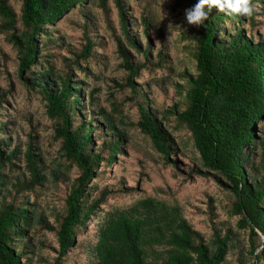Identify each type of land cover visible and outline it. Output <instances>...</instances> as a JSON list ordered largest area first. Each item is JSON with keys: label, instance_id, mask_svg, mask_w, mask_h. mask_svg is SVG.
<instances>
[{"label": "trees", "instance_id": "16d2710c", "mask_svg": "<svg viewBox=\"0 0 264 264\" xmlns=\"http://www.w3.org/2000/svg\"><path fill=\"white\" fill-rule=\"evenodd\" d=\"M108 1L0 0V35L17 54V76L46 103L49 146L56 147L59 158L49 175L54 184L68 186L50 224L29 202V196L37 198L46 182L36 137L31 131L22 147L16 144L6 151L10 140L3 138L10 122L0 121V264H32V238L43 230L55 237L52 264H64L71 250L84 246L77 238L97 218L98 229L87 243L90 264H225L234 250L235 264H264V131L260 124L264 119V38L256 35L264 19L259 9L264 0H253L250 17L229 16L213 8L205 27L189 25L181 31L179 42L194 68H184L169 81L175 101L168 108L154 105L143 84L136 81L141 70L153 77L158 71L174 72L163 49L155 56L151 53L152 17L144 9L132 20L126 0H112L113 8ZM195 3L173 0L171 11L185 18V10ZM86 4L99 10L115 45L117 70L125 73L116 87L126 92L123 103L135 109L134 123H125L122 103L111 102L110 113L101 105L85 113L83 106H93V94L84 101L80 84L71 81L72 71L86 77L98 58L102 62L105 57L96 53L104 44L94 34L93 19L82 10ZM113 10L120 34L114 28ZM74 11L81 15V37L67 43L57 23ZM139 27L147 39L143 50L136 39ZM127 48L138 51L142 63L134 65ZM59 59L63 70L57 72L53 61ZM4 98L5 94L0 95V109ZM128 126L147 139L165 166L173 168H178L175 158L186 147L176 142L175 134L184 132L200 169L207 170L195 174L214 179L229 193L227 209L236 218L235 232L230 227H213L206 239L188 223L176 202L138 194L139 184L133 189H124L121 183L117 188L97 189L93 183L125 154ZM20 155L22 167L17 165ZM72 169L77 171L73 179ZM135 193L137 197L125 207H105L110 197ZM240 234L246 237L244 243L238 240ZM238 244L244 246L238 250Z\"/></svg>", "mask_w": 264, "mask_h": 264}, {"label": "rangeland", "instance_id": "374dc122", "mask_svg": "<svg viewBox=\"0 0 264 264\" xmlns=\"http://www.w3.org/2000/svg\"><path fill=\"white\" fill-rule=\"evenodd\" d=\"M96 1V0H95ZM129 4V13L132 20L138 18L144 9L148 11L154 21V29L150 34L149 43L151 45V53L153 56L163 49L168 58L171 59L174 72L168 75V72L158 71L153 77L146 73L139 72L137 82L142 85L144 91L148 94L154 105L168 108L175 101L171 81L175 79V75L184 68L192 69L194 64L189 61L186 52L183 50V44L179 42L181 31L185 30L189 24L186 18H177L176 14L171 11V2L173 0H126ZM110 6L113 8V1L109 0ZM90 3V2H88ZM17 5V3H14ZM264 11V7H259ZM84 13L90 15L93 19L96 29L94 34L104 44V49L96 48L97 54L104 55V59L98 58V65H92L89 75L83 77L78 71H72L71 81L78 82L86 101L89 93L93 94V106H83L85 113H91L95 109L94 105H101L106 112H111V102L123 104V115L126 124L137 120L135 109H130L129 105L123 103L126 92L116 87L125 73L117 70L119 60L115 54V45L110 38V34L105 31L102 22L101 13L92 4H86L82 8ZM114 11V10H113ZM70 12L63 17L58 23L57 28L63 36V40L67 43L78 41L81 37L80 24L81 15ZM115 23L114 28L119 33L116 14L112 16ZM171 24V25H170ZM130 30L134 29L130 26ZM136 39L139 49L143 50L146 46L147 39L143 37L142 30L139 27L136 30ZM120 34V33H119ZM258 37L264 38V19H261V25L256 33ZM134 65L142 63L141 54L130 48H127ZM63 57L65 53L61 54ZM57 72L62 71V61L54 60ZM18 57L12 47L5 42L4 36L0 35V95L5 94V103L0 109V121L7 120L10 122L9 129L6 133L10 140L9 147L6 151L12 150L13 146L20 144L22 147L28 141L30 132L35 136V146L39 149L40 157L43 160L46 182L39 189L37 198L29 196V202L34 205L39 212L45 214L47 221L52 224L54 213L61 209L68 186L63 182L54 184L49 173L59 161L57 149L55 146H49L51 136V123L45 114V101L42 97L27 89L17 76ZM57 75H60L57 73ZM127 91V90H124ZM264 131V119L260 122ZM127 132V142L124 145L125 154L117 158L115 165L105 169L104 176L94 182L97 189L104 186L116 187L121 183L124 189H133L137 185L138 194H146L148 196H157L169 202H176L181 207V212L188 223L206 239L209 238L212 228L226 229L230 227L235 232L236 218L231 217L228 213L227 205L230 202L229 193L221 188L219 184L212 178H205L202 174H195V171L206 172L200 169V163L196 153L192 152L190 144H187L188 136L184 132L175 134L177 143L180 146H186L185 150L176 156V166H165L164 162L158 157L147 142V139L137 130L125 128ZM98 141L96 144H99ZM19 167H22V156L20 155ZM22 168L19 169V173ZM77 171L72 169L69 176L74 178ZM193 173L192 176L188 175ZM137 194L117 195L107 200V206L125 207L133 202ZM211 205V211L209 210ZM104 207V208H105ZM106 210V208L104 209ZM210 213V218L208 214ZM99 225V219L89 222L87 229L83 235L77 238L78 243H82L83 247H75L67 256L64 264H90V249L87 243L93 239ZM245 236L240 234L238 240L244 243ZM34 255L32 264H52L57 245L55 237L52 233L45 230L37 232L32 238ZM244 246V245H243ZM238 244L237 249L243 247ZM237 251L227 256L225 264H235ZM42 258L43 262L38 263V259Z\"/></svg>", "mask_w": 264, "mask_h": 264}, {"label": "clouds", "instance_id": "9594fccd", "mask_svg": "<svg viewBox=\"0 0 264 264\" xmlns=\"http://www.w3.org/2000/svg\"><path fill=\"white\" fill-rule=\"evenodd\" d=\"M213 8L229 16L250 17L255 5L253 0H197V3L185 10L187 23L198 28L205 27V22L209 19Z\"/></svg>", "mask_w": 264, "mask_h": 264}]
</instances>
